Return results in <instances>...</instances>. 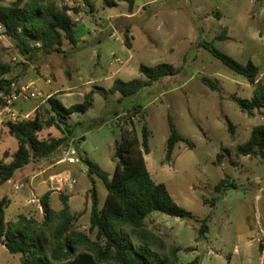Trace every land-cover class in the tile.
Listing matches in <instances>:
<instances>
[{
    "label": "rangeland",
    "instance_id": "1",
    "mask_svg": "<svg viewBox=\"0 0 264 264\" xmlns=\"http://www.w3.org/2000/svg\"><path fill=\"white\" fill-rule=\"evenodd\" d=\"M13 1L0 0V6ZM52 1L79 10L69 13L75 24V46L65 40L62 53L36 52L27 59L10 39H0L1 58L12 66L14 85L33 82L40 95L12 106L17 119L24 115L32 119L37 112L45 120L51 116L49 97L69 107L82 103L92 91V106L62 126L73 130L68 144L111 176L115 145L123 130L134 129L140 138L141 125L146 123L150 152L144 158L150 176L163 183L174 202L189 213L188 218H177L153 212L145 219L146 228L163 243L162 249L152 247L151 253L162 256L177 248L182 264L195 257L199 264H264V157L236 152L254 127L264 126L262 111L255 110L254 117L248 118L236 102L251 99L256 84H249L199 46L211 43L242 64L253 62L258 69L256 82L264 85V0H136L131 14L124 2L107 7L103 0H95V9L89 12L76 0ZM29 2L22 0V5ZM163 63L180 71L130 97L110 92L115 80H145L140 65ZM202 77L216 90L205 86ZM137 106L142 109L135 111ZM2 109L0 97V157L6 152L9 156L3 160L8 163L17 144L7 132L9 116ZM168 116L191 145L178 143L167 161ZM226 119L233 126L232 134ZM38 137L58 139L63 133L50 127ZM57 154L28 164L1 186L0 199L9 201L6 221L23 215L42 222V196L49 193L50 206L59 211L62 194L76 216L75 229L89 234L91 190H96L99 208L107 191L88 172L76 174L71 192L53 191L46 182L48 175L67 168L55 165ZM224 179L234 186L217 193L215 186ZM203 224L206 230L200 234ZM0 264H21L20 255L0 245Z\"/></svg>",
    "mask_w": 264,
    "mask_h": 264
},
{
    "label": "trees",
    "instance_id": "2",
    "mask_svg": "<svg viewBox=\"0 0 264 264\" xmlns=\"http://www.w3.org/2000/svg\"><path fill=\"white\" fill-rule=\"evenodd\" d=\"M89 12L95 9V0H76ZM105 6L115 7L120 2L127 4L131 14L136 0H103ZM70 12L77 9L66 6L58 7L52 0H31L22 5V0H15L9 6H0V23L5 28V35L14 42L18 53L24 58H31L36 52L44 54L62 53L66 40L75 46L77 38L75 24ZM125 45L130 48L127 34ZM200 47L207 50L214 58L237 75L243 76L249 84H256L251 99H237L239 110L248 118L254 117V111L264 113V85L257 83L258 69L253 62L242 64L231 56L217 50L213 44L202 42ZM12 66L1 58L0 50V93L8 94L14 84ZM139 73L145 80H115L111 93H119L121 98L130 97L143 88L164 77L176 75L180 69L171 64L155 66L140 65ZM202 83L211 90L216 86L209 79L202 77ZM51 116L43 120L36 112L34 118L7 122L6 129L17 144L10 155V162L0 157V188L15 174L34 161L49 159L68 145L73 130L63 128L66 121L76 113L86 112L93 104V92L84 96L83 102L64 107L52 96L47 100ZM136 109H142L137 106ZM229 133H233L231 122L226 119ZM79 123H77L78 125ZM169 136L166 141V160H170L175 146L180 143L191 145L176 130L172 118L168 116ZM55 127L62 131L63 137L41 140L38 133L44 128ZM149 130L146 123L141 125L140 138L135 130H123L121 140L116 143L113 161L114 172L111 176L84 157L88 174L97 176L103 183L107 194L101 208L98 207L96 190H91V210L89 215V234L75 229L76 216L71 212L68 197L60 194L61 209L54 211L49 204V193L42 196L40 205L44 214L42 222L18 216L15 221H6L5 210L9 201L0 199V245L10 254L20 255L21 264H182L178 249L171 248L166 255L156 256L152 247L163 248V243L156 234L149 231L145 219L153 212L170 217L188 218L189 213L178 206L166 186L152 180L144 156L149 154ZM238 155L264 157V126L251 130L246 143L236 148ZM222 155L218 156V160ZM233 188L221 180L215 186L217 193ZM206 230L203 224L199 233ZM186 264H199L195 257Z\"/></svg>",
    "mask_w": 264,
    "mask_h": 264
},
{
    "label": "built area",
    "instance_id": "3",
    "mask_svg": "<svg viewBox=\"0 0 264 264\" xmlns=\"http://www.w3.org/2000/svg\"><path fill=\"white\" fill-rule=\"evenodd\" d=\"M5 35V28L0 23V39H4ZM49 84L50 81H47ZM40 95L35 88V84L30 82L28 84L22 86L12 85L11 91L8 94L0 93V97L3 102V112H6L9 116V122H16L27 119L29 115H24L23 119H17V113L12 108V106L19 102L20 100H30L36 99ZM58 159L55 162L56 166H66L67 168L60 170L58 172L52 173L47 177V184L49 187L56 191V193H69L73 190L78 175H85L87 173V166L83 161V158L79 156L76 146L74 144H68L67 146L63 147L58 152ZM75 169L76 173L73 171ZM14 190L19 189V185L17 183L13 184Z\"/></svg>",
    "mask_w": 264,
    "mask_h": 264
},
{
    "label": "crops",
    "instance_id": "4",
    "mask_svg": "<svg viewBox=\"0 0 264 264\" xmlns=\"http://www.w3.org/2000/svg\"><path fill=\"white\" fill-rule=\"evenodd\" d=\"M131 16V15H130Z\"/></svg>",
    "mask_w": 264,
    "mask_h": 264
}]
</instances>
